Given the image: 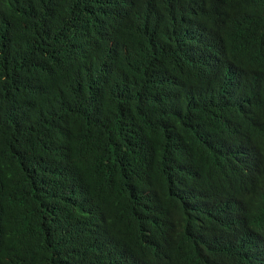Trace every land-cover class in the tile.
I'll return each mask as SVG.
<instances>
[{
    "label": "trees",
    "instance_id": "16d2710c",
    "mask_svg": "<svg viewBox=\"0 0 264 264\" xmlns=\"http://www.w3.org/2000/svg\"><path fill=\"white\" fill-rule=\"evenodd\" d=\"M0 264H264V0H0Z\"/></svg>",
    "mask_w": 264,
    "mask_h": 264
}]
</instances>
